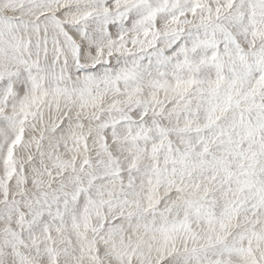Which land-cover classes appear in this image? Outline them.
Returning <instances> with one entry per match:
<instances>
[{"label":"snow or ice","instance_id":"1","mask_svg":"<svg viewBox=\"0 0 264 264\" xmlns=\"http://www.w3.org/2000/svg\"><path fill=\"white\" fill-rule=\"evenodd\" d=\"M0 264H264V0H0Z\"/></svg>","mask_w":264,"mask_h":264}]
</instances>
